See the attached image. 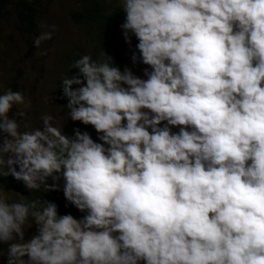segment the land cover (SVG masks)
I'll return each mask as SVG.
<instances>
[{"label":"clouds","instance_id":"clouds-1","mask_svg":"<svg viewBox=\"0 0 264 264\" xmlns=\"http://www.w3.org/2000/svg\"><path fill=\"white\" fill-rule=\"evenodd\" d=\"M25 1L38 14L21 31ZM10 3L0 17L36 34L39 0ZM86 20L101 50L72 61L58 94L63 121L96 139L48 113L21 130L28 101L17 83L0 93V184L35 190H0L3 264H264V0H104Z\"/></svg>","mask_w":264,"mask_h":264},{"label":"rangeland","instance_id":"rangeland-1","mask_svg":"<svg viewBox=\"0 0 264 264\" xmlns=\"http://www.w3.org/2000/svg\"><path fill=\"white\" fill-rule=\"evenodd\" d=\"M6 2H11L7 8L12 11L16 0L1 1L2 4ZM80 7V0H39L40 14L37 19L36 34L24 32L20 34L14 13L0 17V93L17 83L22 95L28 101L27 107L17 105L19 112H23V115H17L18 118H16L21 130H24L25 125L28 128L40 127L41 115L48 113L55 118L52 123L62 127L63 132L70 135L75 125L82 130H87L92 138L96 139L95 131L89 130L78 121L73 122L70 119L63 121L61 105L63 99H60L58 94L61 77L69 75L72 71L70 67L72 61L84 53L90 54L91 57L99 55L101 50L97 35L100 28L97 24L89 23L82 17L79 18L78 24L71 21L72 14L80 13ZM93 14L94 11L91 15ZM119 15L122 21L124 13ZM50 25L55 26L52 37L40 45V48L47 49V53L43 56L38 55L40 49L34 47L32 41L42 31H51ZM120 38L123 37L119 29L117 39ZM131 52V50L128 51L124 65H127L134 74H142L141 69L146 65L139 62L133 64L130 59ZM0 190L6 191L14 200L20 199L21 196L25 199H32L35 196V190L29 192L18 181L14 184L2 183ZM40 190L50 199L63 195L61 190H44L43 188ZM80 215L82 213L77 211L74 218ZM32 231L34 229L29 230V232ZM3 263L4 258L0 257V264Z\"/></svg>","mask_w":264,"mask_h":264},{"label":"trees","instance_id":"trees-1","mask_svg":"<svg viewBox=\"0 0 264 264\" xmlns=\"http://www.w3.org/2000/svg\"><path fill=\"white\" fill-rule=\"evenodd\" d=\"M1 1L0 0V10H1ZM81 4L83 5L82 14L81 17L85 16L86 19L91 14L92 10L94 8V14L96 16H100V13L102 11V6L104 5V0H81ZM21 10L19 11V24L21 31L24 30V28H29L31 25L34 24L37 18L38 10L36 8V4L33 2L25 1L23 6L20 7ZM88 14V16H87ZM118 22L115 23H107L103 27V31L101 34V39L103 40V46H107L111 41H113L116 37ZM0 181H3L0 179Z\"/></svg>","mask_w":264,"mask_h":264}]
</instances>
